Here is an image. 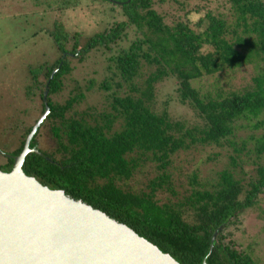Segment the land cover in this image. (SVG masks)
I'll return each instance as SVG.
<instances>
[{"label": "trees", "instance_id": "1", "mask_svg": "<svg viewBox=\"0 0 264 264\" xmlns=\"http://www.w3.org/2000/svg\"><path fill=\"white\" fill-rule=\"evenodd\" d=\"M31 1L42 12L100 2L109 6L107 22L80 42L53 23L57 59L28 70L27 105L6 121L14 148L1 152L0 172L10 171L43 114L46 91L47 115L21 166L26 177L124 225L177 264H258L250 246L224 232L264 196V134L239 144V130H264V0H194L203 14L193 23L192 0ZM90 53L100 77L89 71L81 83L71 79L88 70ZM251 67L258 73L239 92L222 95L213 86L199 94L191 86ZM167 77L175 97L159 106L154 86ZM67 80V98L55 99ZM174 105L192 118H177ZM216 161L221 169L203 177L200 166Z\"/></svg>", "mask_w": 264, "mask_h": 264}, {"label": "rangeland", "instance_id": "2", "mask_svg": "<svg viewBox=\"0 0 264 264\" xmlns=\"http://www.w3.org/2000/svg\"><path fill=\"white\" fill-rule=\"evenodd\" d=\"M193 1L187 3L191 7L187 9V16L191 23L203 14L202 12L197 13L192 7L199 1ZM214 6V3H210L207 7L211 10ZM107 8H109L108 5L100 2L94 1L93 4H88V2L84 1L69 10L42 12L41 8L34 7V3L31 0H0V153L3 150L11 151L14 148V142L9 135L6 121L9 120L8 118L13 121L12 110L17 111L27 103V96L24 93H26L25 87L30 82L28 70L42 64L48 65L57 59V54L55 55L51 47V37H49V32L53 29V23H58L63 28V31L78 34L77 41L80 42L84 38L98 32V30L100 31L102 26H104L103 24L107 22V16L102 9ZM168 12L173 16L172 11ZM96 60H99L97 55L90 53L85 64L88 65V70L81 71L76 65L78 69L71 74L70 78L81 83L84 81L81 76L89 71H95L96 76L100 77L101 70L92 66ZM257 70V68L255 69L254 67L253 69L251 67L249 70L236 72L232 78L223 74V76L218 75L212 78L200 79L195 83L192 82L191 86L195 89L198 88L199 94L210 91L213 86H216L218 90L220 89L222 95L229 92H239L241 88L251 84L250 80L257 75ZM147 75L143 71L141 80L145 79ZM69 80L63 82V91L55 99L60 100V97L67 98L69 91L72 89V84L69 83ZM38 81H43V77L40 76ZM139 84L142 88L140 81ZM173 86L174 83L168 77L157 82L154 86V97L157 105L161 106L163 101L167 103L168 98L175 97L172 94ZM88 101L89 103L92 102L91 100ZM34 103L36 106L39 104L36 101ZM174 106H176L174 109L177 118L186 120L192 118L189 110L185 111L184 107L180 105ZM261 134H264L263 129L253 131L247 128L244 129V132L239 130V144L242 139L247 138L249 135L257 138ZM41 143L45 149L54 147L50 135L46 131L41 133ZM247 148H249V145ZM216 151L213 149V152ZM250 157L254 159L253 155H250ZM220 163L216 161L200 166L203 172L202 176H209L207 174L209 170H220L222 167ZM0 165H3V159L1 160V158ZM245 169L247 172H251V167H246ZM257 208L260 211H264V196L261 197L257 207L242 213L236 228L235 226H229L224 234L229 233L230 239L241 244L242 248L247 245L250 246L252 258L258 264H264V231H262L264 229V214L260 216V211ZM222 243L228 245L227 240Z\"/></svg>", "mask_w": 264, "mask_h": 264}, {"label": "water", "instance_id": "3", "mask_svg": "<svg viewBox=\"0 0 264 264\" xmlns=\"http://www.w3.org/2000/svg\"><path fill=\"white\" fill-rule=\"evenodd\" d=\"M45 99L46 91L43 114L10 171L0 172V264H177L124 225L22 173L29 142L47 115Z\"/></svg>", "mask_w": 264, "mask_h": 264}]
</instances>
